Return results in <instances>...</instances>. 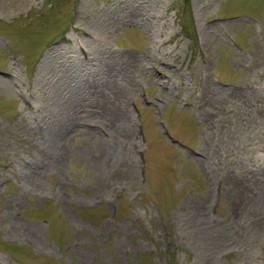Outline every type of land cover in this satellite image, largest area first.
<instances>
[{"label": "rangeland", "instance_id": "obj_1", "mask_svg": "<svg viewBox=\"0 0 264 264\" xmlns=\"http://www.w3.org/2000/svg\"><path fill=\"white\" fill-rule=\"evenodd\" d=\"M0 264H264V0H0Z\"/></svg>", "mask_w": 264, "mask_h": 264}, {"label": "bare ground", "instance_id": "obj_2", "mask_svg": "<svg viewBox=\"0 0 264 264\" xmlns=\"http://www.w3.org/2000/svg\"><path fill=\"white\" fill-rule=\"evenodd\" d=\"M120 94V93H119Z\"/></svg>", "mask_w": 264, "mask_h": 264}]
</instances>
